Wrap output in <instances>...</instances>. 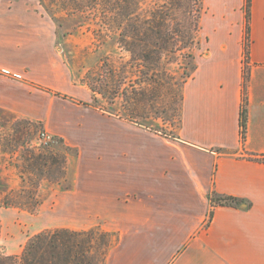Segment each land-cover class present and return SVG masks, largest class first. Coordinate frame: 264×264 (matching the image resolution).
I'll return each instance as SVG.
<instances>
[{
  "label": "crops",
  "instance_id": "1",
  "mask_svg": "<svg viewBox=\"0 0 264 264\" xmlns=\"http://www.w3.org/2000/svg\"><path fill=\"white\" fill-rule=\"evenodd\" d=\"M252 4L246 84L243 15L234 30L213 15L167 136L92 105L42 0H0V109L69 149L68 185L50 187L35 213L13 211L31 235L6 233V254L43 231L98 228L116 235L104 264H264V0ZM213 193L240 204L213 206Z\"/></svg>",
  "mask_w": 264,
  "mask_h": 264
},
{
  "label": "rangeland",
  "instance_id": "2",
  "mask_svg": "<svg viewBox=\"0 0 264 264\" xmlns=\"http://www.w3.org/2000/svg\"><path fill=\"white\" fill-rule=\"evenodd\" d=\"M137 1L140 2L138 12L144 16L146 9L165 3L170 4L171 0ZM215 1L204 0L201 29L197 27L198 30L191 37L188 47L183 48L180 44V49L174 54L164 55L159 64L152 63L148 75L143 73L146 69L145 63L131 59L128 49L119 44L118 34L103 24L102 20L108 19L111 14L109 12L106 16L105 12L94 9L95 0H42V3L57 23L58 45L75 79L95 89L92 105L163 135L176 136L181 124L184 87L194 73L187 77L185 71H192V65H197V57L207 46L205 37L207 29L204 25L211 24L215 16L222 24L234 30L239 16L243 15L245 28L246 0H241L240 5H233L229 10L222 6L216 7ZM183 11L181 10L179 14L167 11L166 21L170 29L176 27L178 20H186ZM222 14H227L226 21L220 18ZM190 53L194 55L191 64L187 58ZM244 62V73H247L249 66L245 60ZM111 67L114 70L113 75L109 71ZM42 131L46 129L41 123L18 118L0 109L1 255H9L3 249L6 233L10 237L15 236V233H18L19 237L31 235L25 233L23 226L20 229L18 224L22 225L24 220L19 216L16 219L14 212L19 210L32 213L35 200L41 203L50 192V187L58 184L61 187L68 185L69 149L62 145L61 138L56 135L54 141L49 144H36L35 141ZM32 152L48 155V163L29 165L27 158ZM7 195L17 203L28 204L26 205L28 207L4 205L3 199ZM80 232L82 233L78 241H81L87 253L83 264H104L116 235L98 228ZM16 257L17 264H22L21 254Z\"/></svg>",
  "mask_w": 264,
  "mask_h": 264
},
{
  "label": "trees",
  "instance_id": "3",
  "mask_svg": "<svg viewBox=\"0 0 264 264\" xmlns=\"http://www.w3.org/2000/svg\"><path fill=\"white\" fill-rule=\"evenodd\" d=\"M94 9L101 12H110L108 19H103V24L118 34V42L125 46L131 53L133 60H141L145 63L144 74L148 75L151 64L158 63L164 55H171L180 49L188 47V43L194 32L201 29V18L204 9V0H171L170 4L154 6L146 9L144 16L139 14L140 2L137 0H95ZM251 5L252 0L245 3V28H244V60L246 64L250 61L251 50ZM99 6V7H98ZM181 10L186 14V20H178L176 27L170 29L167 23V11H175L179 14ZM195 24V26H193ZM189 64L194 58L193 53L187 55ZM197 65H192V71H185L190 77L196 70ZM113 75V68L109 69ZM249 78V72L244 74L245 84ZM93 91L95 89H92ZM102 93V92H101ZM111 113V112H110ZM241 133L245 137L247 110L246 97L243 99L241 111ZM55 159L54 157H50ZM49 156L43 153L32 152L27 158L29 165L47 164ZM64 160V159H63ZM65 162V160H64ZM211 204L215 205H239L240 200L235 197L223 196L213 193L210 196ZM4 205L28 207L26 203H17L11 196H5ZM34 212L40 202L35 200ZM213 211L210 213L212 217ZM82 232L68 229L47 230L33 235L25 245L21 254L22 264H83L86 261L84 245L79 242ZM111 234V233H107ZM1 235V227H0ZM79 242V243H78ZM108 253V252H107ZM17 257L13 255H1L0 264H17Z\"/></svg>",
  "mask_w": 264,
  "mask_h": 264
},
{
  "label": "built area",
  "instance_id": "4",
  "mask_svg": "<svg viewBox=\"0 0 264 264\" xmlns=\"http://www.w3.org/2000/svg\"><path fill=\"white\" fill-rule=\"evenodd\" d=\"M54 141V135L51 134L49 131H42L38 138L36 139V144H49L50 142Z\"/></svg>",
  "mask_w": 264,
  "mask_h": 264
}]
</instances>
